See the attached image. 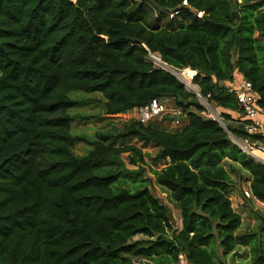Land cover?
<instances>
[{
	"label": "trees",
	"instance_id": "16d2710c",
	"mask_svg": "<svg viewBox=\"0 0 264 264\" xmlns=\"http://www.w3.org/2000/svg\"><path fill=\"white\" fill-rule=\"evenodd\" d=\"M183 1L0 0V264H227L240 247L264 264V214L239 234L230 198L247 181L264 202V163L231 138L258 137L243 126L238 72L264 118V0ZM149 52L196 71L193 83L227 129ZM73 91L101 93L107 115L158 99L186 123L132 119L98 139L78 136ZM131 138L158 148L156 165L167 162L152 172L180 209L181 229L143 177L146 153L113 144ZM78 141L91 148L77 154Z\"/></svg>",
	"mask_w": 264,
	"mask_h": 264
},
{
	"label": "rangeland",
	"instance_id": "374dc122",
	"mask_svg": "<svg viewBox=\"0 0 264 264\" xmlns=\"http://www.w3.org/2000/svg\"><path fill=\"white\" fill-rule=\"evenodd\" d=\"M149 8L150 10H152L153 18L157 15V11H155L153 9L154 7L151 5L149 6ZM168 20L169 17H164L162 19V22L166 23ZM186 72L191 75L189 76L191 79L193 74L190 73L188 70ZM186 87L193 92H199V88L196 84L193 83V79L192 83L189 82V84H186ZM70 96L74 100L77 99L78 102H80V104L72 108L70 111L73 116L77 117L73 122V133L78 136H87L91 139H98V133H108L114 131V129H121L125 122H128L132 119H138L136 111L125 114L107 115L104 108V98L101 93H85L82 91H73ZM198 97L199 102L203 104L206 108V115L213 117V111L220 112L219 109L214 105H211L206 98L202 96ZM168 103H171L172 106H175L173 100L169 101ZM220 115L223 114H221L220 112ZM238 115V113L235 114V117ZM163 116H159L157 119L159 121L157 122L161 123V125L166 129L175 130L182 127L186 123V118H184V116L180 117V123H176L175 120H164L165 116ZM222 118L224 119L226 124L227 122H229V120H226L224 117ZM238 121H240V119ZM113 144L114 146L136 144L143 150L144 153H146L145 160L147 163L143 166V177L148 181L149 188L151 189L153 195L159 198L166 206L169 207V216L175 228L181 229L182 218L180 209L171 201L168 193L156 184L155 175L152 172V168L161 169L167 163L160 162L157 165L155 164L154 157L157 153L158 148L153 144L142 143L136 140L135 138L126 140L118 139ZM90 148V144L78 141L75 147V152L77 154L82 155L86 153V151ZM122 159L129 170H136L138 168V166H135L130 163V156L127 153L122 154ZM244 176L245 178H249V174L247 172H244ZM248 189H250L249 182L244 181L241 185L233 188L230 194L233 208L238 213H240L243 218V224L239 230V234L247 233L251 230L257 229L260 223L259 215L264 214V202L254 199L252 197H248L245 194V190ZM141 238H143V236L138 235L134 239ZM236 254L237 255L234 254L228 256L227 264H251L247 248L240 247L237 250Z\"/></svg>",
	"mask_w": 264,
	"mask_h": 264
},
{
	"label": "built area",
	"instance_id": "2783aa9c",
	"mask_svg": "<svg viewBox=\"0 0 264 264\" xmlns=\"http://www.w3.org/2000/svg\"><path fill=\"white\" fill-rule=\"evenodd\" d=\"M182 5L188 6V1L184 0ZM179 12V9L171 10L169 13L170 18L178 15ZM203 14L204 13L202 11H199L197 13V16L202 17ZM148 59L154 62L156 66L170 71L185 84H189V82L192 83V80L189 81L187 78L183 77L182 72L184 69H177L164 63L159 54L149 52ZM234 91L236 100L240 108H242L244 118L246 119V121L243 120V126L245 130L253 136L258 135V137L240 138L231 135V138L241 148L242 151L252 156L256 160L264 163V119L262 111L257 104L256 93L254 91L253 85L250 81L242 78L241 80H239V82L236 83ZM197 94L200 93L198 92ZM135 111L137 112L138 120L146 124L157 116H162L166 113H171L172 115H174L175 122L180 123L181 110H179L178 108L170 107L168 106V104L161 102L158 99L153 100L149 105L136 108ZM213 118L219 121L222 126L227 129L226 123L221 117L220 112L213 111ZM245 194L250 198L253 197L250 189L245 190ZM143 262L145 263V261ZM137 264H140V262H138Z\"/></svg>",
	"mask_w": 264,
	"mask_h": 264
},
{
	"label": "crops",
	"instance_id": "0c3cea01",
	"mask_svg": "<svg viewBox=\"0 0 264 264\" xmlns=\"http://www.w3.org/2000/svg\"><path fill=\"white\" fill-rule=\"evenodd\" d=\"M196 72V71H195ZM197 73V72H196ZM243 78V76L238 72L237 73V76H236V79L239 81V80H241ZM230 82H226L225 84L226 85H228ZM219 109V108H218ZM135 111V109L133 110V111H130V113H132V112H134ZM219 111H220V109H219ZM221 112V111H220ZM237 117V116H236ZM236 117H234V118H236ZM264 119V118H263Z\"/></svg>",
	"mask_w": 264,
	"mask_h": 264
},
{
	"label": "bare ground",
	"instance_id": "6f19581e",
	"mask_svg": "<svg viewBox=\"0 0 264 264\" xmlns=\"http://www.w3.org/2000/svg\"><path fill=\"white\" fill-rule=\"evenodd\" d=\"M186 69H187V68H185V69L183 70V72H182V73H183V77H185V78H187L189 81H191V79H190V77H189V76H191V75H189V74L186 72V71H187ZM193 71H195V70H193ZM195 75H196V72H195ZM195 75H194V76H195ZM194 76H193V77H194ZM192 79H193V78H192Z\"/></svg>",
	"mask_w": 264,
	"mask_h": 264
},
{
	"label": "water",
	"instance_id": "95a60500",
	"mask_svg": "<svg viewBox=\"0 0 264 264\" xmlns=\"http://www.w3.org/2000/svg\"><path fill=\"white\" fill-rule=\"evenodd\" d=\"M197 74V73H196ZM198 95H200V94H198Z\"/></svg>",
	"mask_w": 264,
	"mask_h": 264
}]
</instances>
